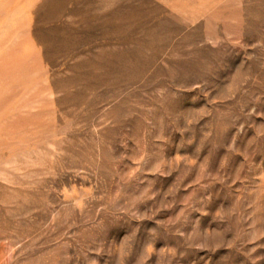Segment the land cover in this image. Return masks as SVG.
Masks as SVG:
<instances>
[{
  "label": "rangeland",
  "instance_id": "1",
  "mask_svg": "<svg viewBox=\"0 0 264 264\" xmlns=\"http://www.w3.org/2000/svg\"><path fill=\"white\" fill-rule=\"evenodd\" d=\"M0 264H264V0H0Z\"/></svg>",
  "mask_w": 264,
  "mask_h": 264
},
{
  "label": "bare ground",
  "instance_id": "2",
  "mask_svg": "<svg viewBox=\"0 0 264 264\" xmlns=\"http://www.w3.org/2000/svg\"><path fill=\"white\" fill-rule=\"evenodd\" d=\"M21 60H22V59H21ZM21 60H20V61H21ZM12 61H13V60H12ZM16 61H17V60H16ZM18 62H19V61H18Z\"/></svg>",
  "mask_w": 264,
  "mask_h": 264
}]
</instances>
